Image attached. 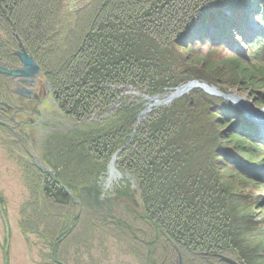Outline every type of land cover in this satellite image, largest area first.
<instances>
[{
  "label": "trees",
  "instance_id": "obj_1",
  "mask_svg": "<svg viewBox=\"0 0 264 264\" xmlns=\"http://www.w3.org/2000/svg\"><path fill=\"white\" fill-rule=\"evenodd\" d=\"M69 2L0 0V63L18 67L21 42L62 114L81 122L44 139L52 174L22 165L30 194L19 226L34 238L38 263L85 264L73 240L99 226L140 264H264V224L249 226L258 212L224 174L226 164L227 175L264 179L256 123L199 88L140 116L144 96L197 79L225 92L245 85L264 108V0H87L72 10ZM11 84L0 74V100L10 102ZM117 152L137 183L116 191L123 207L101 200L98 187ZM237 200L247 202L231 214Z\"/></svg>",
  "mask_w": 264,
  "mask_h": 264
},
{
  "label": "rangeland",
  "instance_id": "obj_2",
  "mask_svg": "<svg viewBox=\"0 0 264 264\" xmlns=\"http://www.w3.org/2000/svg\"><path fill=\"white\" fill-rule=\"evenodd\" d=\"M86 1L87 0H70L69 6L72 10ZM244 50L248 49L244 46ZM224 52L220 51L218 54L212 55V57L218 60V57H223L224 54H227V51ZM20 66L21 63H19L18 67L13 68H19ZM231 67L232 66L228 64L226 66L229 73H233L235 70H232ZM33 80L36 81L37 86L43 88V91L35 87L28 89L27 86H24L22 91L26 90L29 93L34 91V99H29V97L25 96V98L19 100V95L22 94H16L14 91H10L11 98H9L10 102L8 103L5 98H3L5 97V94H1V98L3 99L0 101H2L1 103L4 107H12L15 111H22H14V114L11 112L9 119L14 118L16 119V122H12L10 126L8 125V120L5 116L4 119L7 120V122L0 120V124L3 126L8 125V130L10 131L7 132L0 128V264H5L3 253L4 246L5 251L9 253V264H39L38 261L40 256L36 252L37 248L34 245V243H36L34 238L24 235L19 226L22 206L29 198L28 194H30L28 191L30 185L29 182H27V174H25L26 170L24 168L25 166H29V162L36 163L42 171H48L49 174H52L50 173V168L46 165V163L42 162L41 158L43 155L41 149L45 142L44 139L55 131L74 130L77 126H79V124H81V122H76L62 114L51 95L49 84H47L45 75L42 73L41 68L39 75ZM191 83L196 85L198 84L197 88L202 89L208 95L210 94L219 98L222 97L223 99L232 102L239 109L244 111L245 115H249L250 113H259L262 118H258L259 122L257 126L260 130V139L264 142V108L260 107V103L254 101L252 92L246 90L245 85H232L234 86L231 88L232 90L228 88L229 92H225L224 89L217 88L197 79L175 87V89H172L163 95L154 96L153 98L141 95L135 90H131L130 92L134 94L136 93L139 97L144 96V99L147 102V108L143 110L140 116H147L155 109H165V107H170L176 99L187 96L197 88L177 96L174 100L166 103L165 105H154L153 100L162 98L164 95L175 92L176 89L181 87L183 88L187 84ZM13 85L14 84H11V90L15 88ZM209 86L215 88L217 90V94H212L205 89ZM16 89L19 88L16 87ZM39 91L40 93L38 94ZM3 103L7 105H4ZM254 121L257 122L258 120ZM115 157L117 160L114 170L116 168V172L118 171L121 174V178L115 181L113 180L112 184H110L107 180L109 179L110 168L112 166V162L115 160ZM30 158L32 159L31 161H29ZM71 159L74 161L76 160L74 156L71 157ZM109 160L107 172L101 177V180L98 183L101 193L100 199H108L112 202L114 201L123 207V203L126 201V198L118 196L116 191L124 189V186L127 185L135 192L137 183L131 176H129V174L121 172L119 167L118 152L114 153ZM24 163L25 166H22ZM225 166H227V170L231 174L233 167L224 164V167ZM234 168L237 170L236 166ZM228 172L224 174L225 177H227V183L231 186L230 188L233 189L234 192L236 191L235 194L240 198L242 197L241 194H244L243 196L249 200L251 207L258 212L254 216L255 218L251 219V224L249 226L252 227L259 223L263 225L264 179L253 177L254 183L245 182L242 179V175L240 176L239 173H236L237 175H227ZM2 198H4V205H1ZM246 202L247 200H237L234 204L226 206V208L229 209L231 214H234L233 211L237 213L242 204H246ZM96 227L94 226V230L89 231L81 243L80 241L76 242V240H73L72 245L80 247L79 253L81 254V259L85 264H140V261L137 260L131 252L126 251L127 249L124 248V245L121 244L116 237L111 235V232H109L107 228L99 226ZM80 228V233L87 231V228L84 225Z\"/></svg>",
  "mask_w": 264,
  "mask_h": 264
},
{
  "label": "water",
  "instance_id": "obj_3",
  "mask_svg": "<svg viewBox=\"0 0 264 264\" xmlns=\"http://www.w3.org/2000/svg\"><path fill=\"white\" fill-rule=\"evenodd\" d=\"M20 46H21V50H18L16 52V55L20 59L21 66L19 68H10L4 64H0V74L6 77L14 78V79L22 78V79H25L27 82H30V81H33V79L39 75L40 68L38 64L35 62L32 55L26 52L21 42H20ZM22 93H27V91L23 90ZM231 97H234V96H231ZM3 104L7 105L5 103ZM223 259L226 263L228 262L229 264H239L228 257L223 258Z\"/></svg>",
  "mask_w": 264,
  "mask_h": 264
},
{
  "label": "bare ground",
  "instance_id": "obj_4",
  "mask_svg": "<svg viewBox=\"0 0 264 264\" xmlns=\"http://www.w3.org/2000/svg\"><path fill=\"white\" fill-rule=\"evenodd\" d=\"M198 85V84H197ZM197 85L196 84H188V85H186V87H181V88H179V89H176L175 90V92H172V93H170V94H167V95H164V97H162V98H159V99H155V100H153V104L154 105H165L166 103H169V102H171L172 100H174L177 96H180L181 94H184V93H186L187 91H190V90H192V89H194V88H197ZM208 92H211L212 94H217V90L215 89V88H212V87H206L205 88ZM153 105V106H154ZM152 106V107H153ZM253 114V113H252ZM251 113L248 115H246V117L249 119V120H253L254 118V120H258V122H259V119H261L262 118V116L261 115H259V113H254L253 115H252ZM259 118V119H258ZM255 122V121H254ZM258 123H256V125H257ZM260 131V130H259ZM115 160H114V162H112V166H111V168H110V175H109V179L107 180V182H110V184H112V182H113V180L115 181V180H117V179H119V178H121V174L117 171L116 172V168H115V170H114V166H115V163H116V157L114 158ZM229 258V257H228Z\"/></svg>",
  "mask_w": 264,
  "mask_h": 264
},
{
  "label": "flooded vegetation",
  "instance_id": "obj_5",
  "mask_svg": "<svg viewBox=\"0 0 264 264\" xmlns=\"http://www.w3.org/2000/svg\"><path fill=\"white\" fill-rule=\"evenodd\" d=\"M13 84H14L13 86H15V88L12 91H14L16 94H22V95H19L20 96V99L19 100H21L22 98H25V96L26 97H29V99H34L35 98L34 91H31L30 93L29 92L22 93V89H23L24 86H27L28 89H31V88H34L35 87V88H39V89H41L43 91V88H41L40 86H37V83L34 80L33 81H30V82H27L25 79H20V78L19 79H13ZM16 87L19 88V89H16ZM39 93H40V91L38 92V94ZM1 102L2 101H0V106H2L3 108H5L7 110V111H5L7 113L4 112V116L10 122H16V119H14V118L9 119L10 114H11V112L14 114L15 112H21L22 110L21 111H18V110L15 111L12 107L6 108V107H4L2 105Z\"/></svg>",
  "mask_w": 264,
  "mask_h": 264
}]
</instances>
